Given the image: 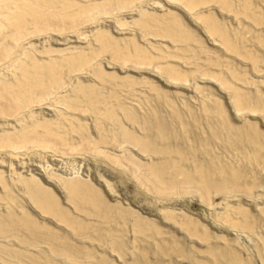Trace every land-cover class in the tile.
<instances>
[{
    "label": "rangeland",
    "instance_id": "rangeland-1",
    "mask_svg": "<svg viewBox=\"0 0 264 264\" xmlns=\"http://www.w3.org/2000/svg\"><path fill=\"white\" fill-rule=\"evenodd\" d=\"M50 1L56 11H87L73 26L30 24L15 37L7 28L13 14L0 0V137L17 141L0 143V222L24 217L81 251L68 253L69 260L10 228L0 235V264H133L141 256L149 264H229V257L264 264V152L222 147L225 126H249L263 146L264 0ZM70 56L85 61L67 68ZM53 63L58 83L45 95L8 91ZM217 104L222 116L214 113ZM152 112L179 136L154 146L168 148L162 158L185 153L204 166H228L240 175L238 190L213 193L205 204L194 193L160 198L140 185L126 160L146 165L159 157L141 153L121 133L143 142L141 123ZM68 181L89 185L95 205L71 198ZM38 188L68 220L42 213L33 201ZM70 220L87 231L76 235ZM189 221L209 238L187 232ZM208 247L228 259H213ZM171 249L179 252L164 255Z\"/></svg>",
    "mask_w": 264,
    "mask_h": 264
},
{
    "label": "bare ground",
    "instance_id": "bare-ground-1",
    "mask_svg": "<svg viewBox=\"0 0 264 264\" xmlns=\"http://www.w3.org/2000/svg\"><path fill=\"white\" fill-rule=\"evenodd\" d=\"M5 1L8 4L7 10L13 14L12 18L9 17L7 28H12L15 31V37L19 36L21 32L25 30L30 24L34 26H37L39 24H49L52 27L73 26L74 24L81 21L84 13L87 11L79 9L76 13L73 14L65 12L66 10L62 12L58 10L56 11L54 5L50 0H42V2H40L39 0ZM181 1L189 4L194 3L196 0ZM221 2L226 6V0H222ZM107 3L108 2H102L100 4L94 3L93 5L96 9H98L102 4ZM219 33L223 42L228 46L229 41L227 40L225 35L221 31H219ZM117 54V52L114 53V55ZM84 61L85 60L82 57L70 56L64 59L63 63L67 68H72L76 63ZM37 68L40 69L39 67ZM58 69L59 67L55 63L47 65L45 71L41 70L35 75H31L33 78V82H31L29 85L19 84L15 87H9L7 89L9 92L15 95L26 96L30 92H34L40 93V96H43L48 91H50L49 87L52 85L51 83H58ZM167 71L168 69H166V72ZM213 107L215 109L214 113L222 116V108L219 106V104L214 105ZM172 121L174 123L179 122V118L177 116H174ZM141 124L143 126V130L145 131V134L142 138L143 142L136 140L134 137L130 136L124 131L121 133L122 139L125 141L130 140L131 142H133L135 144L134 147L138 148L141 153H144L148 156L155 155L159 157L155 161L153 160L150 164L146 165H141L133 158H128L126 160L131 174L133 173L136 175V180L140 185L148 187L150 191H153V193L160 198H168L169 196L174 194L177 195L194 193L198 196L199 200L205 204L208 203L210 195L213 193L215 195L226 196L238 190L236 181L239 179L240 175L236 170L232 168L228 169V166H217L213 164H211V166H204L201 163L194 162L192 160V155L188 157L189 154L187 155L185 153H178L179 158H174V155H170L168 157L166 155V158H162V155L169 153L168 148L164 147L162 149L155 150L154 146L157 145V143H168L172 139H178L177 137H179H175V135H173L170 129V123L167 120L152 112L150 113V115H147L145 116V118H143ZM178 124H181L180 126H184L187 128V126L182 125V123ZM225 128L229 136H227L228 138L226 137L225 140H223L222 147L224 149H237L241 154H243L247 149H250L255 157L258 156V153L262 154V152H264V142L263 146L257 144L259 133L254 132L255 135L252 136V134L248 132L249 126L245 127L246 131H242L238 127L231 128L225 126ZM211 136L217 138V131L212 130ZM12 140L13 139L9 138V136L0 137V143L10 142L14 143L13 145H15L17 141ZM23 140L24 138H22V141ZM189 159H191V161L187 162ZM254 164L255 166H260V162H258L257 160L254 161ZM63 185L64 189L67 190L71 195V198H77L82 205H95L93 198L89 196L90 193H92L94 195L92 196L95 197V194L92 192L89 185L84 183L82 185H78L77 182L71 181L65 182ZM36 191L37 192L33 201L39 206V209L42 211V213H44V211H47L49 213H54L53 215L57 217L59 216L58 214H60L66 216V220H68L67 213H63L61 211L55 212L57 211V202L51 194L41 190V188H38ZM79 191H84V193L86 194ZM244 192L249 194L248 191ZM97 196L98 195H96V197ZM94 199L96 201V198ZM103 207H105L104 204ZM66 224L68 227H71L72 232H74L76 235L84 234L87 231V225L80 224L78 220H70V222L67 221ZM183 226L187 232L192 233L193 235H198V233H200V238H202V240L204 241H206L205 238H209V235L204 230H199V227L195 222L189 221L184 223ZM10 228H18L19 230H24L33 238L42 239V241L48 244L50 252L65 255L69 260L70 257L67 256L68 253H72V251H81L78 248L71 247L68 243L66 244L67 241L64 242L63 240L65 239H63V237L61 239L55 232H45L42 229L43 227H39L35 222L29 221L24 217L19 219L10 217V219L7 221H1L0 235L8 233V230ZM239 228L240 227H237V229ZM206 251L210 252L211 255L213 254V259H219L222 261L228 259L227 256H229L227 253H221L220 255H217L216 258L215 252H219L216 250H211L210 247H208ZM159 252H163V246L159 247ZM177 252L179 251H174L173 249H171L169 253L166 252L164 255L171 257ZM141 257H138L133 264H149L147 262H142L143 260L141 259ZM229 258L230 259H228L227 263L237 264L235 257ZM99 264L105 263L103 262Z\"/></svg>",
    "mask_w": 264,
    "mask_h": 264
}]
</instances>
